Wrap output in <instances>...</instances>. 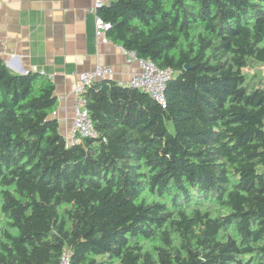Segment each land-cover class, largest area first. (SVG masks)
Masks as SVG:
<instances>
[{
  "label": "trees",
  "instance_id": "trees-1",
  "mask_svg": "<svg viewBox=\"0 0 264 264\" xmlns=\"http://www.w3.org/2000/svg\"><path fill=\"white\" fill-rule=\"evenodd\" d=\"M108 38L168 68L111 78L67 144L52 81L0 60V264H264V0H110ZM185 65H188L186 67Z\"/></svg>",
  "mask_w": 264,
  "mask_h": 264
},
{
  "label": "crops",
  "instance_id": "crops-1",
  "mask_svg": "<svg viewBox=\"0 0 264 264\" xmlns=\"http://www.w3.org/2000/svg\"><path fill=\"white\" fill-rule=\"evenodd\" d=\"M94 1L0 0V60L14 73L36 71L52 81L62 133L73 116L77 73L107 65L109 78L125 84L139 69L118 42L95 36Z\"/></svg>",
  "mask_w": 264,
  "mask_h": 264
},
{
  "label": "built area",
  "instance_id": "built-area-1",
  "mask_svg": "<svg viewBox=\"0 0 264 264\" xmlns=\"http://www.w3.org/2000/svg\"><path fill=\"white\" fill-rule=\"evenodd\" d=\"M103 6L101 0L94 1V30L95 36L102 42L109 40L106 32L111 27L109 21L105 20L97 11ZM129 61H135L139 67L138 70L132 72L125 84L137 87L147 92L162 107H165L164 87L165 82L171 75L168 68H158L149 59L136 56L133 50L124 49ZM113 74L111 67L107 65L97 64L92 69L77 73V80L73 88V116L68 126V130L64 133L67 144L76 143L81 136H95L96 130L89 117L86 102L82 96L85 88L94 80L109 78ZM60 264H70L67 252L63 253Z\"/></svg>",
  "mask_w": 264,
  "mask_h": 264
},
{
  "label": "rangeland",
  "instance_id": "rangeland-1",
  "mask_svg": "<svg viewBox=\"0 0 264 264\" xmlns=\"http://www.w3.org/2000/svg\"><path fill=\"white\" fill-rule=\"evenodd\" d=\"M244 72L248 75L256 73L258 75H264V65L261 63H251L248 67L244 68Z\"/></svg>",
  "mask_w": 264,
  "mask_h": 264
},
{
  "label": "water",
  "instance_id": "water-1",
  "mask_svg": "<svg viewBox=\"0 0 264 264\" xmlns=\"http://www.w3.org/2000/svg\"><path fill=\"white\" fill-rule=\"evenodd\" d=\"M186 67H188V65H185Z\"/></svg>",
  "mask_w": 264,
  "mask_h": 264
}]
</instances>
